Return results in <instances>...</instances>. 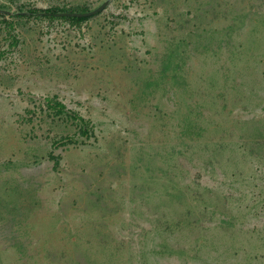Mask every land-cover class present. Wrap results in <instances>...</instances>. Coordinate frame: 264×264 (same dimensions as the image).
<instances>
[{
	"label": "rangeland",
	"instance_id": "rangeland-1",
	"mask_svg": "<svg viewBox=\"0 0 264 264\" xmlns=\"http://www.w3.org/2000/svg\"><path fill=\"white\" fill-rule=\"evenodd\" d=\"M2 8L0 264H264V0Z\"/></svg>",
	"mask_w": 264,
	"mask_h": 264
},
{
	"label": "trees",
	"instance_id": "trees-1",
	"mask_svg": "<svg viewBox=\"0 0 264 264\" xmlns=\"http://www.w3.org/2000/svg\"><path fill=\"white\" fill-rule=\"evenodd\" d=\"M3 9V8H2ZM84 12L85 8L81 9ZM59 12H75L74 10L66 11L64 9H54L51 12H43L42 9H39L38 16H44L49 18H63L68 19L71 21H81L84 20L86 17H76V16H60L57 15ZM79 12V11H76ZM8 13H0V15H7ZM32 106H27L25 108V113L27 116H25V120L27 122H30L34 119L36 115L39 113H43L44 115H47L51 117L52 119L58 118L65 121H69L72 125L75 126L76 131L74 134H65L63 136H60L58 139H55L54 145H67L72 143H83L86 140H88L90 137L93 136V125L91 124V121L88 118H85L81 114H79L75 110H71L67 108L64 102H62L56 95L51 96H44L36 99L30 100ZM53 141V143H54ZM52 155L50 154V157ZM54 161V165L56 166L58 164V157H52Z\"/></svg>",
	"mask_w": 264,
	"mask_h": 264
},
{
	"label": "water",
	"instance_id": "water-1",
	"mask_svg": "<svg viewBox=\"0 0 264 264\" xmlns=\"http://www.w3.org/2000/svg\"><path fill=\"white\" fill-rule=\"evenodd\" d=\"M106 2L100 4L98 7L94 8L93 10L90 11H85V12H59L57 15L60 16H76V17H87L91 16L94 14H97L100 12L104 7H105ZM0 12L2 13H8L7 10L0 9Z\"/></svg>",
	"mask_w": 264,
	"mask_h": 264
}]
</instances>
